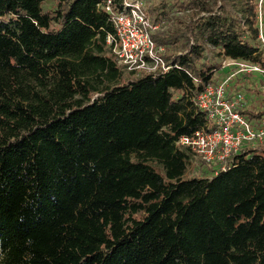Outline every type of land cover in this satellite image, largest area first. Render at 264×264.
Masks as SVG:
<instances>
[{
  "label": "trees",
  "instance_id": "trees-1",
  "mask_svg": "<svg viewBox=\"0 0 264 264\" xmlns=\"http://www.w3.org/2000/svg\"><path fill=\"white\" fill-rule=\"evenodd\" d=\"M46 1L0 0V264H264V145L223 171L176 145L207 127L195 98L223 60L264 69L259 0L149 5L171 68L128 81L108 0ZM175 9L193 14L162 30Z\"/></svg>",
  "mask_w": 264,
  "mask_h": 264
},
{
  "label": "built area",
  "instance_id": "built-area-1",
  "mask_svg": "<svg viewBox=\"0 0 264 264\" xmlns=\"http://www.w3.org/2000/svg\"><path fill=\"white\" fill-rule=\"evenodd\" d=\"M108 0L105 10L110 14L115 33L106 37V43L125 70L135 73H167L171 66L162 58L164 48H158L152 35L159 26L151 21L147 0H123L122 8L115 9ZM257 26L264 46V0L258 1ZM226 77L214 82L195 98L198 108L208 116L206 128L192 136H182L176 145L189 147L195 161L214 163L226 170L234 157L246 147L264 145V125L246 120L239 111L246 104L241 93L229 97L231 84L240 75H263L264 69L247 61L225 59L222 70ZM264 112V84L262 87ZM264 123V120H262Z\"/></svg>",
  "mask_w": 264,
  "mask_h": 264
},
{
  "label": "rangeland",
  "instance_id": "rangeland-1",
  "mask_svg": "<svg viewBox=\"0 0 264 264\" xmlns=\"http://www.w3.org/2000/svg\"><path fill=\"white\" fill-rule=\"evenodd\" d=\"M162 1L164 0H147V5H154L157 6L159 5ZM171 1V0H169ZM57 6V2L53 1V0H48L46 1V3L44 4L43 8L46 11H51L53 10L55 7ZM149 14V13H148ZM193 14V12H189V13H184V12H180L178 11V9H175L174 11H172V13L170 14V20L167 21L164 25L162 30H175L178 27H180V20L186 21L187 19H189V17ZM151 21H153L156 24L155 18H153L152 16H150ZM159 26V25H158ZM159 28H161V25L159 26ZM159 30V29H158ZM157 31V30H156ZM155 31V32H156ZM154 32V33H155ZM215 53L208 48V52L206 53V62H211L214 59ZM217 62H221V60H217ZM226 71H221L218 75H216V81H219L223 78L226 77L225 74ZM140 73H136L135 75L132 76H126L125 79L128 81L129 79H135L138 78ZM141 76V75H140ZM241 76V75H240ZM238 79V78H237ZM246 79V80H245ZM240 78V82L242 81V83L247 87H251L250 90H243L241 93V95L244 97L245 101H246V106H248V108H252L255 111H260L262 108V96L259 93V91L262 90V81H263V75H257V76H253V77H248V78ZM235 81V80H234ZM262 125H264L263 121L261 123ZM263 145H257L255 147H261ZM254 147V146H251ZM199 164L193 162V164L189 167L188 172L186 174L187 178H192V177H204V176H210V174L205 173L204 171L202 172L201 170H199ZM211 177V176H210Z\"/></svg>",
  "mask_w": 264,
  "mask_h": 264
},
{
  "label": "crops",
  "instance_id": "crops-1",
  "mask_svg": "<svg viewBox=\"0 0 264 264\" xmlns=\"http://www.w3.org/2000/svg\"><path fill=\"white\" fill-rule=\"evenodd\" d=\"M223 71H226V72H228L229 70H228V69H224ZM226 72H225V74H226Z\"/></svg>",
  "mask_w": 264,
  "mask_h": 264
}]
</instances>
